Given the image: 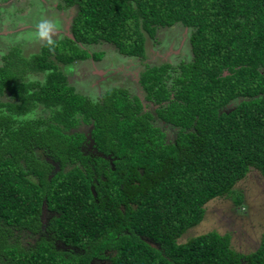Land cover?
<instances>
[{
	"label": "trees",
	"instance_id": "obj_1",
	"mask_svg": "<svg viewBox=\"0 0 264 264\" xmlns=\"http://www.w3.org/2000/svg\"><path fill=\"white\" fill-rule=\"evenodd\" d=\"M61 1L75 8L70 37L57 39L54 53L43 43L27 59L9 51L0 66V93L16 100L0 102V264H264V229L246 254L216 231L177 242L249 168L264 180V0ZM175 23L190 28L191 61L178 64L168 87V63L145 65L137 77L156 117L176 128L171 141L136 96L112 87L91 101L57 67L96 61L100 52L78 44L99 42L143 59L144 35ZM26 69L45 72L43 81L20 80ZM38 104L49 113L42 127L41 118H12ZM77 116L91 123L103 157L83 155L82 135L63 132ZM41 206L54 212L49 239L27 249L9 243L12 229L39 230ZM54 240L80 252L58 250Z\"/></svg>",
	"mask_w": 264,
	"mask_h": 264
},
{
	"label": "rangeland",
	"instance_id": "obj_2",
	"mask_svg": "<svg viewBox=\"0 0 264 264\" xmlns=\"http://www.w3.org/2000/svg\"><path fill=\"white\" fill-rule=\"evenodd\" d=\"M42 6L45 7L43 11ZM62 6L61 0H0V66L3 65V56L9 51L12 53L15 51L14 56H21L24 59L38 53L42 42L31 39L29 33L35 30L33 26L42 18L53 19L59 24L55 40L70 37L69 27L75 8ZM189 33L190 28L183 27L179 23L169 27H156L153 38L144 35L143 59L121 55L112 45L104 42L91 45L78 44L88 53L100 52V57L96 61L88 58L67 65L57 64V67L65 75L67 84L71 85L76 93L91 101H98L101 94L111 87L123 88L128 95L136 96L140 101L141 111L151 115V124L164 133L166 142L171 141L176 128L161 122L156 117L155 109L158 106L144 98V92L137 82V77L145 65L168 63L171 69L169 70L170 76L166 79V86H170L172 77L176 75L175 68L178 64L191 61L187 41ZM48 59L53 61L51 57ZM18 67L16 72L20 70V66ZM44 73L26 69L19 79L23 82L41 83ZM0 102L13 103L16 100L8 92L3 91L0 93ZM238 102L239 99H233L221 110L229 111ZM2 110L5 109L2 108ZM5 113L8 112L5 110ZM48 117L49 113L40 104L30 107L22 114L12 115L15 120L41 118L43 123L40 127L48 122ZM76 118L77 123L63 132L68 135L81 134L80 151L82 154L93 156L94 149L90 137L91 123L82 122L78 116ZM32 152L39 160H48L46 150L43 148H33ZM203 208L204 213L201 220L188 228L177 239V242H183L191 236L207 231H216L219 234H228L229 245L234 251L241 254L251 252L257 247L264 229V180L259 172L251 167L243 178L233 184L230 193L208 200ZM47 218V213L42 209L39 217L42 228L38 233L31 234L23 229H12L8 235L9 243H16L27 249L33 247L38 237L43 236L49 239L43 230ZM143 240L155 246L147 238ZM53 246L58 250L80 252L64 246L57 240L53 241ZM108 255L109 252H106L105 256ZM89 264H108V260L106 258L93 259Z\"/></svg>",
	"mask_w": 264,
	"mask_h": 264
},
{
	"label": "clouds",
	"instance_id": "obj_3",
	"mask_svg": "<svg viewBox=\"0 0 264 264\" xmlns=\"http://www.w3.org/2000/svg\"><path fill=\"white\" fill-rule=\"evenodd\" d=\"M33 27L35 30L29 33V37L37 42H42L50 52L54 53L57 46L54 38L57 36L59 24L55 20L45 17Z\"/></svg>",
	"mask_w": 264,
	"mask_h": 264
},
{
	"label": "flooded vegetation",
	"instance_id": "obj_4",
	"mask_svg": "<svg viewBox=\"0 0 264 264\" xmlns=\"http://www.w3.org/2000/svg\"><path fill=\"white\" fill-rule=\"evenodd\" d=\"M112 88V87H111ZM107 90V89H106ZM83 122V121H82ZM93 149H94V155L93 156H90V157H94V156H97V155H99V156H102V154H100V152H97L96 151V149L93 147ZM82 153V152H81ZM83 155H85V154H83ZM87 156H89V155H87ZM103 157V156H102ZM49 163H51V164H54L51 160H49L48 161ZM42 209L47 213V215H48V218H47V220L45 221V225H43V230H44V232H45V227H46V225H47V222H48V220H49V218L51 217V216H53L54 215V212H51V211H49V210H47L44 206H41V211H42ZM40 211V212H41ZM39 217H40V215H39ZM40 220V219H39ZM40 228H42V224H41V222H40ZM39 228V229H40ZM23 230H26V229H23ZM26 231H28V230H26ZM39 231V230H38ZM38 231L36 232V233H34V234H37L38 233ZM29 232V231H28ZM31 234H33V233H31ZM39 238V237H38ZM37 238V239H38ZM98 260V259H97Z\"/></svg>",
	"mask_w": 264,
	"mask_h": 264
},
{
	"label": "crops",
	"instance_id": "obj_5",
	"mask_svg": "<svg viewBox=\"0 0 264 264\" xmlns=\"http://www.w3.org/2000/svg\"><path fill=\"white\" fill-rule=\"evenodd\" d=\"M40 7V6H39ZM43 8H42V11L45 9V7L44 6H42ZM62 7H64V6H62ZM64 8H68V7H64ZM72 8V7H71ZM75 13V12H74ZM46 15H47V13H46ZM48 16H49V13H48ZM73 16H74V14H73ZM72 16V17H73ZM72 19V18H71Z\"/></svg>",
	"mask_w": 264,
	"mask_h": 264
}]
</instances>
